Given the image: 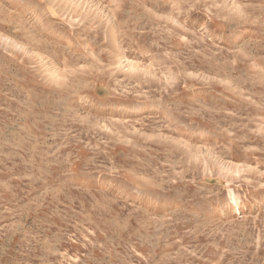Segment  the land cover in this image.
<instances>
[{"label":"rangeland","instance_id":"374dc122","mask_svg":"<svg viewBox=\"0 0 264 264\" xmlns=\"http://www.w3.org/2000/svg\"><path fill=\"white\" fill-rule=\"evenodd\" d=\"M0 264H264V0H0Z\"/></svg>","mask_w":264,"mask_h":264}]
</instances>
